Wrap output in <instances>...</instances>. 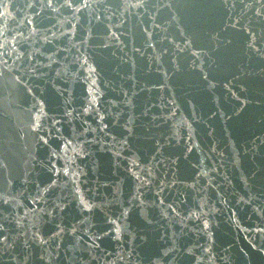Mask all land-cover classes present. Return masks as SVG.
I'll return each mask as SVG.
<instances>
[{"label": "water", "instance_id": "95a60500", "mask_svg": "<svg viewBox=\"0 0 264 264\" xmlns=\"http://www.w3.org/2000/svg\"><path fill=\"white\" fill-rule=\"evenodd\" d=\"M0 264H264V0H0Z\"/></svg>", "mask_w": 264, "mask_h": 264}]
</instances>
